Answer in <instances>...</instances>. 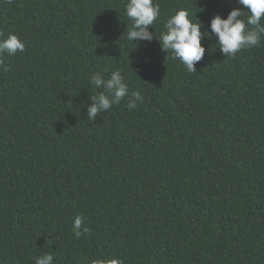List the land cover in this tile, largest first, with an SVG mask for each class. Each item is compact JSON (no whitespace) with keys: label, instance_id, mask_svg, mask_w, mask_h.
I'll return each instance as SVG.
<instances>
[{"label":"trees","instance_id":"trees-1","mask_svg":"<svg viewBox=\"0 0 264 264\" xmlns=\"http://www.w3.org/2000/svg\"><path fill=\"white\" fill-rule=\"evenodd\" d=\"M153 2L157 38L180 9L202 33L244 10ZM126 3L0 0V33L25 44L0 68V264L44 252L54 264H264V36L234 58L205 37L189 73L155 36L127 40ZM117 69L143 103L87 119L102 90L89 76ZM77 215L90 229L80 238Z\"/></svg>","mask_w":264,"mask_h":264},{"label":"clouds","instance_id":"clouds-1","mask_svg":"<svg viewBox=\"0 0 264 264\" xmlns=\"http://www.w3.org/2000/svg\"><path fill=\"white\" fill-rule=\"evenodd\" d=\"M9 3L12 0H8ZM236 4L242 5L243 9L233 7L226 18L216 14L210 20V32H201L202 22H193L186 9L177 10L165 22L159 38L155 33L149 31L154 22L160 16L159 4L153 0H127L125 14L131 21V27L127 31V40L152 42L154 36L159 41L161 51L171 54V59L179 60L189 73L197 71L195 65L205 55V47L201 41L205 37L211 39L216 37L215 44L224 57H235L244 49L257 46L261 37L264 36V0H236ZM247 11V18L241 17ZM209 33L210 35H205ZM24 42L15 34L9 33L4 37L0 33V68L7 72L8 67L3 62L5 56H15L17 52H24ZM89 84L97 91L90 95L87 103V119L95 121L101 113L107 112L113 105H119L127 98L126 107L129 111L136 108L138 103H143L144 97L140 91H129L122 72L117 69L111 72L110 77L105 79L100 73H93L89 76ZM72 233L76 238L87 234L90 229L84 226V217L77 215L73 219ZM35 264H54V256L44 252L33 258ZM92 264H123L119 258L94 259Z\"/></svg>","mask_w":264,"mask_h":264}]
</instances>
